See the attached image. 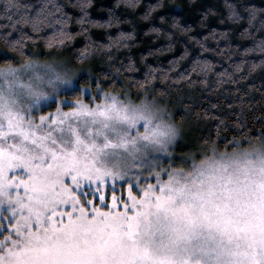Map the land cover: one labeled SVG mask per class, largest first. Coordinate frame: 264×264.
Segmentation results:
<instances>
[{"label":"snow or ice","instance_id":"6c2138e0","mask_svg":"<svg viewBox=\"0 0 264 264\" xmlns=\"http://www.w3.org/2000/svg\"><path fill=\"white\" fill-rule=\"evenodd\" d=\"M74 2L89 41L76 59L102 53L101 74L31 51L79 34L65 5L0 0V264H264V8L222 0L193 28L182 5L124 0V31L112 9L92 19L91 0ZM136 19L162 41L140 80L118 54ZM189 120L210 127L177 154Z\"/></svg>","mask_w":264,"mask_h":264},{"label":"trees","instance_id":"16d2710c","mask_svg":"<svg viewBox=\"0 0 264 264\" xmlns=\"http://www.w3.org/2000/svg\"><path fill=\"white\" fill-rule=\"evenodd\" d=\"M57 2L65 5V11L73 16V23L70 24L69 27L73 32L79 34L74 36L72 41L66 42L65 46L62 48L49 49L43 43L38 42V46L31 48V51L34 53H50V55H40L39 59L41 60H66L70 62L72 67L77 69L91 68L93 74H101L103 71H107L108 57L102 53L92 56L88 61L85 62H80L76 59L77 53L84 48L85 44L89 43V41L85 38V34L80 33L79 27L75 23V18L80 15L79 8L75 6L74 0L72 3H70L69 0H57ZM166 2L171 5H182L183 10L180 8H175L174 12L180 14L189 25L193 26V28H198L199 13L202 12L206 7H221L222 0H166ZM250 2L257 8H264V0H250ZM118 3L123 5L124 0H91V4L88 7L89 15L92 19L107 18L108 10L112 9L117 15H120L124 18V23H122L120 27L124 31H130V20L135 18L132 17L123 6L116 7ZM135 22L136 34L134 42H129V46L125 49H121L118 54L125 63H127L129 59L134 62L138 71L132 72L130 75L136 80H140L143 79V72L145 71L144 62L141 60V57L145 56L150 50L159 47L162 41L154 39L150 34L146 35V29L143 27L142 21L136 19ZM209 23L211 27L220 29L234 27V25H229L227 23L220 24L218 17H210ZM103 31V29L93 26L90 29L89 35L91 36L92 40L104 43L105 39L103 36ZM232 35L234 40L239 38L238 32ZM179 50L180 45H177L176 54H179ZM170 58L171 54L159 55V60L164 62L165 65L167 60ZM147 62L155 65L157 63L156 56H147ZM121 78L124 79L125 84L131 89L133 93L137 91V88L134 87L125 77L122 76ZM101 79H103L102 75ZM156 86L158 88L161 87L159 82H156ZM115 87L116 90H119V85H116ZM109 90H111V88H109ZM157 96H159V93H157ZM165 100L170 101L168 104L170 110L176 112L179 111L178 105L181 102L180 95L173 93L171 97L166 96ZM255 114L259 115L260 113L257 111ZM177 120L179 121V116H177ZM209 127L210 126H205L203 124H197L193 120H189L186 124H184L183 136L176 148L177 154L194 151L199 137L203 135L204 132L208 131ZM255 127L259 128V125H256ZM228 135H231V133H228Z\"/></svg>","mask_w":264,"mask_h":264},{"label":"rangeland","instance_id":"374dc122","mask_svg":"<svg viewBox=\"0 0 264 264\" xmlns=\"http://www.w3.org/2000/svg\"><path fill=\"white\" fill-rule=\"evenodd\" d=\"M51 110H54V109H50V111H51Z\"/></svg>","mask_w":264,"mask_h":264}]
</instances>
